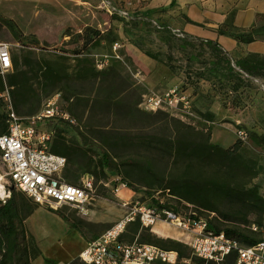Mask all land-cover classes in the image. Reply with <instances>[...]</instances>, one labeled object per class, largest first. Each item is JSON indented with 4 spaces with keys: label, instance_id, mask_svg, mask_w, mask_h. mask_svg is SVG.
Instances as JSON below:
<instances>
[{
    "label": "rangeland",
    "instance_id": "rangeland-1",
    "mask_svg": "<svg viewBox=\"0 0 264 264\" xmlns=\"http://www.w3.org/2000/svg\"><path fill=\"white\" fill-rule=\"evenodd\" d=\"M140 4L0 0V40L12 44V68L0 75V128L9 111L24 119L58 91L61 109L76 124L54 126L52 144L58 140L83 151L82 157L67 161L62 176L78 184L89 175L95 191L83 214L73 208L53 212L21 195L28 254L20 264H83L76 257L85 240L126 213L123 201L150 205L151 194L178 213H195L219 229L237 228L264 240V70L254 79L240 78L244 90L229 93V64L198 42L174 35L160 21L140 16ZM85 41H90L87 46ZM143 55L172 67L173 76L180 78L173 84L181 93L192 88L185 94L186 109H140L145 94L162 92L167 84L145 86ZM258 61L264 64V59ZM164 72L156 75L161 78ZM216 106L228 109L230 119L209 110ZM240 113L247 132L243 141L232 120ZM237 141L238 148L230 152ZM102 153L107 155L105 167ZM116 178L126 184L117 194ZM183 183L193 190L182 192L177 187ZM224 187L236 189L239 198L228 196ZM163 189L169 192L156 193ZM135 228L129 226L127 237L190 256L188 232L166 222L150 230L139 226L136 233Z\"/></svg>",
    "mask_w": 264,
    "mask_h": 264
},
{
    "label": "built area",
    "instance_id": "built-area-1",
    "mask_svg": "<svg viewBox=\"0 0 264 264\" xmlns=\"http://www.w3.org/2000/svg\"><path fill=\"white\" fill-rule=\"evenodd\" d=\"M178 37L184 35L172 30ZM12 44L0 40V75L12 68ZM247 78V74L243 73ZM61 94L53 93L42 103L38 112L24 119L11 110L5 118V131L0 134V204L6 203L12 190L23 193L33 203L51 211L73 208L84 213L87 204L95 200L93 179L85 175L78 184L62 178L66 158L50 152L54 126L74 125L76 120L60 107ZM185 93L172 85L162 92L151 91L142 97L140 109L146 112L187 108ZM51 123L50 128H45ZM238 140L247 138L242 123H235ZM117 194L126 184L114 179ZM126 213L95 238L86 242L78 260L83 264H224L233 255L232 264H264V241L243 244L224 232H215L208 221L195 213H175L167 208L122 202ZM138 222L151 229L157 222L170 223L188 232L190 256L179 257L175 250L124 239L128 225ZM66 264H71L66 263Z\"/></svg>",
    "mask_w": 264,
    "mask_h": 264
},
{
    "label": "crops",
    "instance_id": "crops-1",
    "mask_svg": "<svg viewBox=\"0 0 264 264\" xmlns=\"http://www.w3.org/2000/svg\"><path fill=\"white\" fill-rule=\"evenodd\" d=\"M137 13L151 21H160L171 31L179 30L187 43L198 42L203 48L214 52L216 59L229 64L226 69V79H228L226 90L229 93L239 94L244 90L240 86V78L243 81L252 79L249 75L247 78L244 77L240 68L235 65L236 61L245 59L249 55H255L260 60L264 59L263 37L243 43L232 36V34L242 33L264 22L261 18L264 16V0H141ZM131 55L135 60L138 57L133 51ZM140 60L146 67L148 78L146 87L153 88L167 83L164 88L167 89L175 85L173 83L180 81L179 77L173 76V68L169 65L165 67L161 62L144 55L140 57ZM161 70L165 72L162 74L164 76L159 78L156 74ZM218 76L221 75L218 74ZM190 77L194 79V76L190 75ZM191 90L192 88L187 86L185 94H190ZM204 108L206 109L207 106ZM209 110L218 118L230 119L228 109L216 106L215 109L210 108ZM241 118V113L232 115L234 124L236 122L243 124ZM91 239L85 240V245Z\"/></svg>",
    "mask_w": 264,
    "mask_h": 264
},
{
    "label": "trees",
    "instance_id": "trees-1",
    "mask_svg": "<svg viewBox=\"0 0 264 264\" xmlns=\"http://www.w3.org/2000/svg\"><path fill=\"white\" fill-rule=\"evenodd\" d=\"M261 18L264 19V16H261ZM8 25H9L10 29H12V31L15 33V29L12 26L11 22L8 21ZM262 30H264V22H262L260 25H258L256 27L251 28V29L244 31L242 33L232 34V36L236 40H238L239 42L248 43V42H252V41L256 40L258 37L264 38V31H262ZM94 38H96V37H94ZM89 42L90 41H85L84 42L85 46H87L89 44ZM145 54H147V53H145ZM151 58H153V57H151ZM156 61H159V60H156ZM235 65L240 68L242 73H245V74L251 76L252 78L255 77V75H256L255 73H257V71L264 70V64L260 63L257 59V56H255V55H249L245 59H241L240 61H236ZM60 125H62V124H60ZM58 128H60V127H58ZM4 131H5V120H4L3 126L0 128V134L3 133ZM54 139H55V129H54V136H53L52 142ZM52 142H51L50 149H49L50 152L64 156L66 158V165H67V161H69L72 158V156L74 158H80L83 156V151L79 147H75L74 145H66L64 142H60L58 140H55L54 144H52ZM238 144H239V141L235 142L232 149H230L229 151L231 152L234 149H237ZM209 146L211 148H218V146H215V145H209ZM100 161H101L102 166H104V167L108 163L107 162V155L105 153H102ZM66 165H65V167H66ZM64 169H63V171H64ZM62 178L65 179L63 176H62ZM65 180L71 184H75V185L77 184L73 181H69L67 179H65ZM177 188L182 190V192H186V193H190L193 190L190 185L185 184V183L178 185ZM221 189L224 192H226L228 196H232V197L236 196V198H239L237 196H239L240 194L236 191V189L225 188V187L221 188ZM16 192H18V193H16ZM159 192H160V194L162 192L168 193L169 189H163V190L156 191V193H159ZM21 195L25 196L20 191H17L14 189V190H12L11 196L6 201V203L0 204V264H20V261L23 257L27 258L28 247H27V244L25 241V231H24V227H23V218L21 215L22 214L21 204L23 203L24 200L22 198H20V197H22ZM149 199H150V205L151 206H155L157 208H167V209L172 210L175 213H178L175 209L167 207L165 201H163L159 197L157 198L156 196L151 194L149 196ZM32 209H33V207L29 206L27 212H31ZM60 216H62V215H60ZM62 217L67 219L64 216H62ZM196 217H198V216L196 215ZM131 225H135V227H136L135 233L137 232V230L140 226L137 221L128 225L126 233L124 235V239H126L128 241H131L134 239V236L132 238H130V237H127V235H126L128 233V228ZM208 227H209V229H211L215 232L222 231L226 235L237 239L239 242H241L243 244L250 245V244H254L258 241H264V240L258 239L256 237H253L251 235H248V234L240 231L237 228L219 229V228L215 227L214 225L210 224L209 222H208ZM94 237L95 236H92V238H94ZM137 240H138V238H137ZM139 242L147 243V242H142V241H139ZM148 244H150V243H148ZM169 250H175V249H169ZM175 251L178 252L180 258L187 257L181 251H179V250H175ZM232 260H233V255L231 254L230 256L227 257L224 264H232ZM71 264H75V262L72 261Z\"/></svg>",
    "mask_w": 264,
    "mask_h": 264
}]
</instances>
